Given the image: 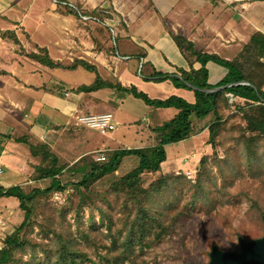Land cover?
<instances>
[{"label":"crops","instance_id":"1","mask_svg":"<svg viewBox=\"0 0 264 264\" xmlns=\"http://www.w3.org/2000/svg\"><path fill=\"white\" fill-rule=\"evenodd\" d=\"M69 5L89 16L108 11L113 28L106 30L92 20L81 23ZM257 32L264 35V0H0V185L23 186L40 163L16 138L45 143L62 157L78 147L79 156L72 157L77 162L96 148H125L123 141L131 133L141 141L140 132L152 127L148 117L142 118L147 125L134 124L137 118L127 106L133 95L111 88L80 92L78 87L99 78L135 86L151 98L157 96H150L148 88L159 93L157 99L175 95L193 103L192 89L176 87L169 79H151L157 72L179 75V69L191 68L174 36H184L199 51L233 60ZM112 33H117L113 45ZM32 53L47 55L60 66L48 65ZM260 60L264 63V56ZM75 61L82 62L66 68ZM200 66L193 62L195 69ZM206 67L211 84L227 73L213 61ZM82 69L93 74L86 75L88 83L80 78ZM105 111L118 123L105 137L76 127L78 113Z\"/></svg>","mask_w":264,"mask_h":264},{"label":"rangeland","instance_id":"2","mask_svg":"<svg viewBox=\"0 0 264 264\" xmlns=\"http://www.w3.org/2000/svg\"><path fill=\"white\" fill-rule=\"evenodd\" d=\"M104 15L108 17V13L104 12ZM80 20L81 23L87 22L83 18ZM96 24L106 30L111 25L108 23L107 26H101L99 22ZM118 27L115 26L114 29L118 30ZM115 35L117 33H112V45ZM119 47H122L121 43ZM86 75L93 74L82 69L80 78L88 83ZM146 91L152 97H160L156 91L153 92L149 88ZM228 96L231 107L223 111V120L214 146L208 143L206 125L192 137L167 145L169 157L162 163L161 170L145 172L142 175L141 186L148 192L159 185L160 178H163L157 191L168 190L174 194L171 199L173 206L164 214H158L159 218L164 219L162 227L154 226L145 231V239L134 247L132 260L119 259L121 246L118 234L122 233V239L125 237L129 225L127 219L139 211L137 201L139 208L143 204L139 199L134 203L133 197L128 198L119 189L112 188L113 184H119L120 179L137 166L138 157H124L115 172L94 181L88 190L85 187L77 189L74 183L82 180L95 156L103 152L108 158L110 151L94 149L83 156L77 163L80 168H77L74 164L76 161L72 162V157L80 154L79 148L76 147L70 149L72 151L69 154L61 156L65 167L60 178L66 186L65 189L38 199L36 206H33L30 222L21 234L25 248L15 252L18 261L16 264H54L57 254L61 251L59 244L62 238H67V242L73 241V247L81 255L77 259L79 264H208L214 245L225 251H238L239 236L246 240L262 237L264 136L259 131H251L248 128L244 112L238 108L244 101L234 99L230 94ZM127 103L134 112L133 117L137 118L134 124L145 126L148 122L142 118L148 117L152 127H146L140 132L141 141L136 140L131 133V136L123 141L125 148L154 144L158 134L153 127L173 118L177 113L175 108L149 106L141 99L131 98ZM132 110L125 111L123 108L124 112L131 113ZM194 119L193 115L192 120ZM76 127L80 130L89 129ZM91 130L98 132L97 129ZM152 132L153 136L149 137ZM95 136L103 138L106 135ZM250 139L253 144L249 147L247 141ZM97 143L103 145L102 141H96ZM85 167L86 171L82 170ZM34 177L35 173L24 182L22 187L25 191L48 185L49 181H34ZM82 192L86 193L84 203H81ZM195 196L201 199L193 202ZM154 198L156 202L161 199L160 196ZM140 199L144 204L151 200L142 195ZM23 219L24 212L18 199L0 198V249L4 247L6 237ZM115 238L118 239L114 247Z\"/></svg>","mask_w":264,"mask_h":264},{"label":"trees","instance_id":"3","mask_svg":"<svg viewBox=\"0 0 264 264\" xmlns=\"http://www.w3.org/2000/svg\"><path fill=\"white\" fill-rule=\"evenodd\" d=\"M69 9L80 17L81 15L89 16L85 11L81 10L79 6L69 5ZM94 16L98 18L96 22H99L101 26H107L104 24V12ZM174 39L182 53L188 59L191 68L189 70L179 69V75L157 72L154 74L157 78L151 79L155 81L169 79L176 87L192 89L195 94V101L193 103L175 95L166 99L151 98L145 92L138 90L135 86L125 87L119 82L103 81L99 78L90 85H82L76 89L80 92H91L101 88H111L121 93L123 96L133 95L149 106L177 109V113L173 118L164 121L161 125L153 127L154 131L158 134L154 144L145 147L108 150L110 151V155L105 161H97L95 156L94 162L89 163V170L86 171L88 166L82 169L86 171L82 180L74 183L77 189L85 187V189L88 190L94 181H97L106 174L115 172L121 165L124 157H138L137 166L124 175L120 179L119 184H113L112 188L119 189L128 198L133 197L134 203L139 199L143 204L140 205L139 208V202L137 201L139 211L135 212L133 217L130 216V218L127 219L126 222L129 225L127 224L128 227L125 237L122 239V233L118 234V237H120L118 241L121 246L118 257L122 260L123 258L132 260L135 250L134 247L145 239V231H148V228L154 226H157V228L162 227L164 219H162V217L159 218L158 214H164L173 206V204L171 205V199L174 194H171L168 190L164 192L157 191L162 185L161 181L163 178H160L159 185L154 186L152 190L154 191L153 193L152 191L148 192L147 189L141 186V177L145 172H158L161 170L162 163L167 160V145L186 140L208 125V143L214 146L215 137L219 132L223 120V111L231 107L228 94L232 95L234 99H242L244 101L243 104L240 106L238 105V108L240 111L244 112L248 121V128L251 131H259L262 133V136H264V63L260 60V58L264 56V35L259 32L253 34L250 41L233 60H225L216 55H210L199 51L191 41L187 40L182 35H175ZM32 57L54 67L57 65L60 66V64H55L47 55L40 56L32 53ZM195 61L200 63V68L195 69L193 67V62ZM209 61L220 64L227 69L226 75L215 84H211L208 81L209 71L206 65ZM80 62L75 61L69 66H66V68L75 67ZM84 64L87 68H91L88 64ZM229 84L232 85L219 91H205ZM193 115L195 116L194 120H192ZM16 141L26 144L31 150V154L40 159V163L36 166V177H34V179L36 181L47 180L49 182L46 187L37 186L30 191H25L20 185L11 186L9 188L0 185V198L14 197L18 199L19 206L24 212L23 222L6 237L4 241L5 245L0 249V264H16L18 262L15 258V252L23 247L25 248V246H23V242L25 243V241H23L21 234L24 233L23 229L30 222L33 211L32 208L36 206L38 199L46 198L54 192L64 190L66 187L60 178V174L65 167L61 162V156L55 153L45 143L31 142L28 136L16 138ZM252 144V139L247 141L249 147L252 146ZM81 159L74 163L77 168H80L77 163H79ZM81 194L83 196L81 203H84L86 193L82 192ZM141 195L151 200H147L144 204L140 199ZM157 196L161 197L159 202L155 201L154 197ZM197 198L198 197L194 198V200L192 199L193 202L201 199ZM66 239L67 238L61 239L59 244L61 251L57 254L54 264H79L77 261V259L81 257L79 251L73 247V241L72 243L71 241L67 242L68 240ZM115 239L114 247L118 238ZM48 264H50V262Z\"/></svg>","mask_w":264,"mask_h":264},{"label":"water","instance_id":"4","mask_svg":"<svg viewBox=\"0 0 264 264\" xmlns=\"http://www.w3.org/2000/svg\"><path fill=\"white\" fill-rule=\"evenodd\" d=\"M231 85L220 86L205 91L215 92ZM238 243V251H225L214 245L209 254L210 260L208 264H264V235L253 240H246L242 236H239Z\"/></svg>","mask_w":264,"mask_h":264},{"label":"built area","instance_id":"5","mask_svg":"<svg viewBox=\"0 0 264 264\" xmlns=\"http://www.w3.org/2000/svg\"><path fill=\"white\" fill-rule=\"evenodd\" d=\"M108 13V11H105ZM81 18L85 20L98 21V18L95 16H85L81 15ZM110 17H105L104 24H108ZM232 96V95H231ZM75 124L79 127H85L89 129H97L98 132L102 135H108L110 132H113L118 128V123L115 121L113 113L109 111L100 112V113H78L75 115ZM97 161H105L107 156L102 152L98 153L96 157ZM4 169L0 165V177L3 175Z\"/></svg>","mask_w":264,"mask_h":264}]
</instances>
